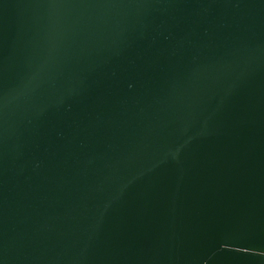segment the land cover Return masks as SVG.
<instances>
[{
    "label": "water",
    "instance_id": "1",
    "mask_svg": "<svg viewBox=\"0 0 264 264\" xmlns=\"http://www.w3.org/2000/svg\"><path fill=\"white\" fill-rule=\"evenodd\" d=\"M0 264H264V0H0Z\"/></svg>",
    "mask_w": 264,
    "mask_h": 264
}]
</instances>
